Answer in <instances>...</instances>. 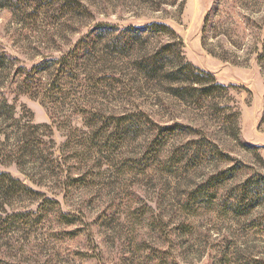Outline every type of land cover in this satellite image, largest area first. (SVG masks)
Returning a JSON list of instances; mask_svg holds the SVG:
<instances>
[{"label":"rangeland","instance_id":"obj_1","mask_svg":"<svg viewBox=\"0 0 264 264\" xmlns=\"http://www.w3.org/2000/svg\"><path fill=\"white\" fill-rule=\"evenodd\" d=\"M80 1L88 14L63 13L58 5L37 11L35 0L0 7V101L16 119L0 114V171L37 192L0 195V264H264V204L244 216L221 206L233 186L264 174V0L160 8ZM151 22L170 25L185 59L228 87L215 102L240 112L237 131L212 103L197 109L171 95L175 85L162 75L139 67L140 57L169 38L136 39L124 29ZM63 57L70 77L58 73ZM38 65L47 69L36 75L42 92L32 96L21 90L16 70ZM140 112L159 127L201 130L231 159L171 171V154L195 135L175 137L158 152L151 123L117 137L113 128L99 133L100 125L89 123L94 114L106 120ZM237 163L242 170L211 202L199 186ZM48 199L54 202L42 207ZM18 213L25 217L8 218Z\"/></svg>","mask_w":264,"mask_h":264},{"label":"trees","instance_id":"obj_2","mask_svg":"<svg viewBox=\"0 0 264 264\" xmlns=\"http://www.w3.org/2000/svg\"><path fill=\"white\" fill-rule=\"evenodd\" d=\"M6 2H0V7L6 6H23V2L26 0H0ZM185 0H137V2L149 4L152 7L160 8L163 4H169L171 6H177L179 3L184 4ZM19 3H22L21 5ZM35 3L41 4L37 11H42L44 8H50V6L55 7L58 5L60 11L63 13H75V14H88L87 6L82 3L80 0H35ZM68 11V12H67ZM126 32H131L133 37L136 39H142L144 36H165L169 40L161 44L156 50L150 54H144L140 57L137 62H140V68L145 71L147 74H156L157 76L162 75V77L168 80L170 83H173L170 86V94L182 99L190 100L197 109L208 108L211 103L213 107L217 109L218 113L216 114L222 123L229 127L233 131L238 130V120L240 112H231L229 105L219 106L215 100L219 97H224L228 94V87L221 84L216 80V77L207 72L200 67L194 65L190 61H187L183 54L184 43L179 36H177L175 30L168 24L163 22H151L142 28L131 26L124 29ZM74 53V52H73ZM72 54V53H71ZM264 57V53L262 54ZM68 57H63L58 64V69L60 74L63 77H70L69 70H66V62ZM2 61V58H0ZM164 62H177L176 65L167 68L166 63ZM44 66V65H43ZM43 66H34L31 69H26L23 67H18L16 70L17 75L22 77L20 88L22 91L30 93L32 96H37L42 92V85L38 83L36 75L43 71L46 68ZM5 67V62H0V69ZM49 68V67H48ZM60 76V75H59ZM36 80V81H35ZM5 112L10 113V119L16 122L14 118V109L10 106L7 101L3 98L0 101V114L2 116ZM230 111V112H229ZM93 120H89V123H96L100 126L98 127V132L101 133L104 131H110L114 129L113 137H117L119 132H129V133H138L141 132L144 125L151 123L150 128L156 130L154 138L151 141L150 145L153 148L157 147L158 152L161 151V148L165 147L167 143L175 137H186L194 136L197 137L188 141L184 144L179 152L171 154L172 165L167 167V169L172 171L173 166H177L182 163H188L192 166H198L200 163L206 160H217L218 162L227 161L229 156L224 153L218 144L209 137L206 133L201 130L191 128L190 126L183 124H172L164 127H159L154 122L149 120H143L141 115L148 118L144 113H130L125 114L119 117H108V119H101L100 114H94ZM4 122L3 120H0ZM114 124V125H113ZM113 125V126H112ZM152 126V127H151ZM112 133V132H111ZM237 137V132H236ZM155 149H153V152ZM176 167V166H175ZM242 163H237L236 165L230 166L229 168L220 170L217 174L212 175L207 182L201 184L200 188L203 193L208 195V199L215 203L217 199V190L219 186L227 184L226 182L237 177L239 172L242 170ZM174 169V168H173ZM218 187V188H217ZM214 189L213 192H209L210 189ZM199 190V191H201ZM37 194L34 190L27 187L19 179L13 177L8 172L0 171V195L3 197H16V196H25ZM53 200H45L41 203V206H46L47 203H53ZM264 204V174L263 173H254L249 176L244 182L236 184L231 188L227 194L224 204L221 205L222 208L227 213H232L234 215L244 216L250 215L257 207H260ZM65 218H68V215H62ZM25 217V214H11L8 218L11 221L16 222L18 219ZM69 219V218H68ZM69 223H72L73 220H69Z\"/></svg>","mask_w":264,"mask_h":264}]
</instances>
